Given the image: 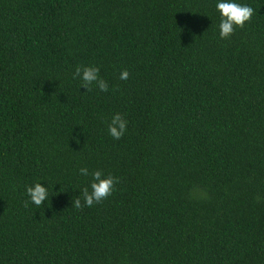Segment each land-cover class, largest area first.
Here are the masks:
<instances>
[{
	"label": "trees",
	"instance_id": "trees-1",
	"mask_svg": "<svg viewBox=\"0 0 264 264\" xmlns=\"http://www.w3.org/2000/svg\"><path fill=\"white\" fill-rule=\"evenodd\" d=\"M217 2L0 0V264H264V0L228 39Z\"/></svg>",
	"mask_w": 264,
	"mask_h": 264
},
{
	"label": "clouds",
	"instance_id": "clouds-1",
	"mask_svg": "<svg viewBox=\"0 0 264 264\" xmlns=\"http://www.w3.org/2000/svg\"><path fill=\"white\" fill-rule=\"evenodd\" d=\"M216 10L220 14L219 33L221 39H228L234 33L236 28L243 29L246 23L250 22L255 14L254 9L248 5L236 3L235 0H218L216 3ZM100 69L98 67H77L73 79L80 78L82 80L81 87L87 91H91V85L95 84L100 91H108V83L99 77ZM130 73L128 70H123L119 79L127 80ZM127 120L123 119L120 114H116L111 123L108 125L109 134L116 140L123 137L127 130ZM80 174L88 176L87 168L79 169ZM91 191L86 187L82 191L83 203L78 197L73 202L76 209L83 207H92L94 204H99L101 201L106 200L112 195L115 190V185L120 181L118 178L111 175L106 178L100 170L92 173ZM26 193L30 198V202L40 207L49 198V188L44 187L41 183L37 182L34 186L28 187ZM29 201H25L24 206L28 207Z\"/></svg>",
	"mask_w": 264,
	"mask_h": 264
}]
</instances>
